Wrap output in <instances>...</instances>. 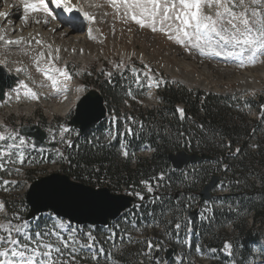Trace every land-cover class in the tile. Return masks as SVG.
I'll use <instances>...</instances> for the list:
<instances>
[{
    "label": "trees",
    "instance_id": "1",
    "mask_svg": "<svg viewBox=\"0 0 264 264\" xmlns=\"http://www.w3.org/2000/svg\"><path fill=\"white\" fill-rule=\"evenodd\" d=\"M126 68L125 64L120 67V73L107 74L102 70L98 74L104 82L99 87L104 86L106 96L117 102L131 84L121 82L129 79ZM150 72L155 75L154 70L150 69ZM156 93L162 103L160 108L133 111L136 122L130 121L127 128L117 124V136L121 132L127 139V158L121 159L118 140L104 142L102 122L83 136L70 138L71 147L67 144L63 148L62 172L84 184L98 179L100 182H114L117 186L140 187L142 181H146L152 187V194L142 200L139 210L125 222L111 225L109 232L116 241L132 234V227L156 221L164 236L156 234L153 238H132L122 243V248L113 249V255L123 262L132 255L136 258L145 253L150 257L147 241L154 244L186 228V212L180 205L183 198L178 184L185 197H189L197 193V181L203 184L211 175L220 174L223 186L227 188V194L221 197V206L213 208L205 221H195L193 226L197 227L202 244L217 252V261L211 264H225V261L242 264L249 255L250 246L259 240V233L246 226L247 214L250 213L255 222L264 221V96L244 101L237 96L190 89L168 77L163 78ZM231 99L234 101L230 102ZM244 102L251 103L256 110V120L246 117ZM145 145L152 149L148 157L131 155ZM182 150L210 154L215 160L188 166L184 174L172 170L168 159L172 152ZM170 210L179 212L175 215L167 213ZM229 224L235 232L233 235L222 230ZM94 237L100 236L95 233ZM99 241L106 250L104 242H107L103 237ZM226 242L230 245L228 249H225ZM177 247L172 244L174 250ZM193 248L190 244L179 264H193L190 261ZM150 261L155 264L154 260ZM167 264L177 263L170 260Z\"/></svg>",
    "mask_w": 264,
    "mask_h": 264
},
{
    "label": "rangeland",
    "instance_id": "2",
    "mask_svg": "<svg viewBox=\"0 0 264 264\" xmlns=\"http://www.w3.org/2000/svg\"><path fill=\"white\" fill-rule=\"evenodd\" d=\"M33 1V0H31ZM2 3V1H1ZM39 6V0H34ZM95 11L98 12L100 20L99 27L100 31L97 32L100 36V43L95 45L94 43H85L82 46L87 49L90 53V57L79 56L69 58L66 62H50L49 64V74L60 75L52 71L53 67L64 68L69 73L70 78H64L65 80H71L72 83L82 86V91L86 92L89 89H98L106 98V109L108 111V119L103 123L102 132L103 140L108 144L114 140L115 132L113 130L112 122L115 118L124 117L128 119L129 115L136 110L150 109V108H160L162 106L161 101L157 97L155 89L158 85V81L154 80L148 75L147 68L152 67L157 71V74L165 75L168 78H172L179 83L185 85L188 88H197L210 91L218 95H232L237 96L240 100H246L253 98L259 94H264V55L258 54L256 56L255 63H248L246 57L251 55L250 52H245L243 57V65H241V57L232 56H214L211 54H201L196 48H192L187 44H179L175 39H169L168 35L159 30L153 31L150 27H141L136 21L131 18L132 13L127 12L123 0H117V6L113 7V13L111 15L107 12V6L105 5L106 0L92 1ZM1 8H4L1 6ZM47 11H30L29 16L35 17L44 12V18L47 21L45 23V31L48 34L51 33L50 16L51 12L46 6ZM21 10V9H19ZM204 11L207 13L209 11L215 12V8L209 10L205 8ZM127 12V14H126ZM22 13V12H21ZM50 13V14H49ZM108 13V14H107ZM27 15V16H28ZM26 14L22 13L21 16L13 23H20ZM53 18V16H52ZM40 25H43L41 19H39ZM7 29V24H3ZM36 25L32 23L31 29H34ZM82 32L83 28H79ZM103 36H102V35ZM12 38L18 36L17 33L11 34ZM113 44V45H111ZM16 46H19L17 44ZM20 48H11V53H6L8 55L1 54L0 60L5 57L10 59V62L4 63V68L9 71V73L14 72L16 76L19 77V82L23 81V84H27L31 89H33L38 99L36 102L31 98V96L24 92V89L19 88L16 90H8V94L3 101H0V132L6 133L5 139L0 140V147H3L7 152H11V160H16L19 153L24 155V163H7L5 169L0 171V195H2L6 204V211H0V223L6 222L8 219L14 217V212L9 210V206L17 213H22L20 208L22 207L23 194L18 190L8 188L4 181L7 178H14L15 180H22L26 178H31L34 175H46L53 172H60L62 170V147L67 144L70 138H72L78 130L69 127L67 122L73 115V109L75 106L73 98L70 104V97H64L61 93L47 92V88H52L51 80L47 79L41 71L34 69H28L25 66L20 68L13 61V57L17 56V51ZM25 50L28 47L24 48ZM232 50V49H229ZM93 55V56H92ZM94 57V58H93ZM227 60H225V59ZM229 58V59H228ZM238 59V60H237ZM127 61L129 63V70L132 74L136 73L138 70L142 72V77L139 76L138 79L133 80L130 88L136 90L132 91L129 89L120 99V102L114 101L106 92H104V86L99 87L103 82L99 72L101 68L107 67L108 72L115 71L116 66L120 65L121 62ZM168 67V68H167ZM18 69H20L18 71ZM138 77V75H137ZM243 77V78H242ZM246 77V78H245ZM160 78V77H159ZM245 78V79H244ZM253 78L257 86L250 83H246L247 79ZM45 80L46 83L42 82ZM128 81H131L128 79ZM123 84L127 83V80H121ZM129 84V83H127ZM22 85V84H21ZM143 86V89L141 87ZM131 92L132 95H128ZM57 94V95H56ZM62 95V96H61ZM234 101L231 99L230 102ZM74 105L72 106V104ZM70 105L71 109L65 108L66 105ZM249 102H244L245 110L247 112L246 117L251 120H256L258 118V113L250 105ZM68 107V108H70ZM30 109V110H29ZM18 110V111H17ZM17 111V112H16ZM12 112V113H11ZM33 124L39 125L43 128L47 134L48 142H56V147L50 149L36 150L31 146V139L19 135V130L24 125L31 126ZM67 129V131H64ZM15 132L16 138L9 139L7 134ZM19 137L24 138V142L21 143ZM12 145L11 148H8ZM118 152L120 151L121 159L124 158L122 151L124 150L122 146H117ZM150 151L144 146L137 152L140 157H148ZM4 159H9L6 156ZM19 169V171H17ZM207 181V180H206ZM205 183V181L203 182ZM89 185H104L109 186L117 193H130L131 189L127 187H122L115 185L114 182H100L98 179H94V182H88ZM123 185V184H121ZM180 187V184H178ZM144 190L149 191V187L143 185ZM203 185L199 181L196 183V188L201 190ZM140 190V188H136ZM142 188V190H143ZM225 193V188L219 183L213 191V199L207 204H203L199 209V214L197 219H204L211 209V206L216 204L215 199ZM182 198L180 205L186 210L191 208L192 210L197 206L198 195H190L189 197ZM179 210H170L167 213L177 214ZM166 219H170L169 216ZM165 219V220H166ZM250 214L247 215V228L253 230V232L264 234V221H254L251 223ZM164 220V219H163ZM170 222L168 223V225ZM53 229L52 224L46 223L42 226H37V232H46ZM77 230V229H76ZM91 227H80L74 235L79 243L76 245L80 249L75 253V257L78 256H93L94 250L91 248H80L81 244L87 241V235L92 232ZM224 233L228 235H233L235 232L232 231L229 225L225 226L223 229ZM146 235H163L161 225L153 222L148 227L142 224L136 229V237L142 239V236ZM190 231L187 230L184 233V238L189 236ZM187 235V236H186ZM23 236V235H22ZM35 238V237H34ZM67 238V235H65ZM168 240L178 241L182 243L181 238H175L172 235H168ZM54 239V237H53ZM178 239V240H177ZM23 242V239H21ZM164 242L167 239L163 240ZM167 244V243H165ZM160 248L163 245L159 244ZM119 248H122L120 246ZM179 254H182L184 250V245H179ZM145 258V257H144ZM145 263V259H143ZM138 261L134 255H132L128 261H124V264H135ZM103 264H117L115 263V258L112 256H106L102 260ZM193 264H211L205 249L201 247L200 243L197 241V249L192 256ZM242 264H264V242L260 241L257 245H251L249 255L243 261Z\"/></svg>",
    "mask_w": 264,
    "mask_h": 264
},
{
    "label": "snow or ice",
    "instance_id": "3",
    "mask_svg": "<svg viewBox=\"0 0 264 264\" xmlns=\"http://www.w3.org/2000/svg\"><path fill=\"white\" fill-rule=\"evenodd\" d=\"M52 2L57 8L62 7L65 12L72 11V8L62 0H52ZM109 3L113 7L117 6V0H109ZM123 4L127 12L132 13L131 18L141 27L148 26L153 31L164 32L169 39H175L179 44H187L196 48L202 55L241 57L240 66H244L245 52L251 53L246 57L250 64L255 63L258 54L264 55V0H123ZM205 8L209 10L215 8V12L206 13ZM24 9L26 12L28 10L47 11L45 0H39V6L36 3L26 2ZM0 16L7 17L8 13L0 12ZM84 16L89 20H94V17L87 12H84ZM22 39L5 40L3 35H0V41L8 45L19 44ZM36 43L40 44L42 41L37 40ZM43 56L44 53L41 52L35 58L37 70L44 73L45 77L51 80L52 86L55 87L57 80L46 69L39 67L38 62ZM52 71L65 78H70L64 68L53 67ZM24 86L27 87V85ZM27 94L32 99L38 98L31 89H28ZM128 95L131 96L132 93L129 92ZM262 110H264V106H262ZM178 111L182 112L183 110L178 109ZM131 131L129 128L128 132L131 133ZM5 136L6 133L0 132V140H4ZM7 136L9 139L16 138L15 132L8 133ZM19 139L21 143L24 142L23 137H19ZM67 143L71 147V142ZM11 147L12 145L8 146V148ZM122 148L124 149L122 155L127 158L129 152L124 145ZM11 155V152L0 147V171L5 169L7 163H24L23 153H19L14 161L10 159ZM6 156L9 159H4ZM61 158H63L62 154ZM4 183L15 184L16 182L4 181ZM142 183L147 184L146 181H142ZM136 195L140 196L139 193ZM140 198L143 199L142 196ZM5 207V203L0 201V211H3ZM15 219L20 221L19 214H16ZM28 223L27 220L13 223L12 219L0 223V264H76L74 254L80 250L76 247L79 243L74 235L76 229L72 228V232L67 235V238L58 230L71 228L70 222L65 224L61 221L58 225H54L51 231L35 233V238L26 231ZM176 227L179 228L180 225L177 224ZM21 235H23V242L19 238ZM88 240L89 243L81 244L80 248H93L95 238L90 233ZM147 244L151 251L154 245L151 241H147ZM228 248L230 245L226 242L225 249ZM100 252L103 253V249ZM91 258L97 260L98 256L94 254Z\"/></svg>",
    "mask_w": 264,
    "mask_h": 264
},
{
    "label": "water",
    "instance_id": "4",
    "mask_svg": "<svg viewBox=\"0 0 264 264\" xmlns=\"http://www.w3.org/2000/svg\"><path fill=\"white\" fill-rule=\"evenodd\" d=\"M15 79L6 75L0 67V100L4 98L5 89L12 87ZM104 117L103 97L97 90L91 89L77 103L68 125L76 127L80 135H83ZM21 134L32 137L33 145L36 147L54 145V143L44 144L46 134L36 125L25 126ZM205 159L214 158L209 155L187 154L183 151L169 155V160L175 169H181L187 163ZM218 179V176L213 175L204 185L199 193L200 203L210 199L211 190ZM133 200L134 198L128 195L114 194L108 188L95 189L72 181L67 175L54 173L35 180L31 184L26 194V202L29 205L26 218L30 219L38 213L50 210L76 224L107 225L109 220L117 218L122 211L129 208ZM196 213L197 210L190 213V220ZM171 255L172 251H169L166 258L168 259Z\"/></svg>",
    "mask_w": 264,
    "mask_h": 264
},
{
    "label": "bare ground",
    "instance_id": "5",
    "mask_svg": "<svg viewBox=\"0 0 264 264\" xmlns=\"http://www.w3.org/2000/svg\"><path fill=\"white\" fill-rule=\"evenodd\" d=\"M92 1L96 2L97 0H62V2L72 8V11L65 12L62 7L57 8L52 0H45V5L53 16V18L52 16L49 17L50 20H52V23L50 24V28H48V30H51V33L48 34V32L45 31L46 28H44L46 26V20L43 16L44 12H41V15L39 14L37 18H35L28 15L31 10L26 12L24 9V3H34V0H0V12L8 13L7 17L0 16V35H3L5 40H17L19 38H23L21 43H19V46H16L17 44L8 45L3 43V41H0L1 54L8 55L12 51L11 48H20L19 50L14 51L17 52V56L12 58L13 61L20 68L25 66L28 69H34L37 67V62H34L36 56L43 52L44 56L38 63L39 67L46 69L48 72L50 62L55 61L63 63L76 55H88V57H90L91 54L88 53L87 49L82 45L89 42L98 45L101 42L100 36L97 34V32L100 31V17L98 12L95 11L96 9L93 7ZM108 2L109 0H106L105 5L108 9L107 12L111 15V13H113V9ZM1 6L4 8H1ZM21 12L26 14L25 17L27 18L25 19L24 17L20 23H13L18 16H21ZM84 12H87L90 16L94 17V20L87 19L84 16ZM39 19L43 22L42 26L40 25ZM70 20L72 21L71 23L69 22ZM4 23L7 24V29L3 25ZM32 23L36 25L34 29H31ZM78 27L83 28L82 32L79 31ZM13 33H17L18 36L12 38L11 34ZM37 40L42 41V43L37 44ZM26 47H28V49L25 50L24 48ZM5 62H10L8 56L7 58L4 57L3 60H0L1 65ZM11 74L15 73L11 72ZM50 75L57 80V84L55 87H48L46 90L48 93H61L64 97H70V104L73 98L77 97L74 99V102L79 98L82 92L79 85L70 82L71 80H65L59 75ZM42 82L46 83L45 80ZM246 83L257 86V83L253 78L247 79ZM24 85L27 84L21 85V83H19L13 88V90H16L17 92L21 87V89H24V92L27 94L28 89L31 88L28 85L27 87ZM31 90L35 92L33 89ZM37 99L33 100L36 102ZM66 107L69 109L68 107H70V105L68 104L65 108Z\"/></svg>",
    "mask_w": 264,
    "mask_h": 264
}]
</instances>
